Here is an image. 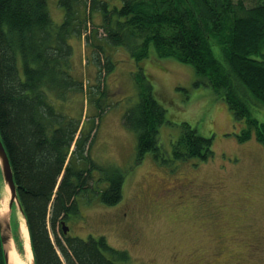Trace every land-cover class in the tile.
Listing matches in <instances>:
<instances>
[{"label": "trees", "instance_id": "1", "mask_svg": "<svg viewBox=\"0 0 264 264\" xmlns=\"http://www.w3.org/2000/svg\"><path fill=\"white\" fill-rule=\"evenodd\" d=\"M56 1L62 9L60 24L51 20L47 0H0V138L34 261L129 264L127 252L110 247L102 236L82 240L62 231L61 222L78 212L77 197L87 199L91 191L102 204L115 205L124 181L122 171L91 159L95 118L109 106L99 104L103 90L94 99L92 88L87 92L84 80L73 76L70 37L83 36L85 52L91 46L97 82L112 70L104 42L123 47L135 61L147 58L152 47L157 58L192 65L195 85L209 87L225 100L235 124L245 122L238 141L254 138L264 145V123L250 115L248 104L252 96L264 106V0L250 6L243 0ZM147 80L141 69L136 72L137 102L122 115L123 125L136 133L138 162L149 152L162 156L158 127L166 122V111ZM78 92L82 108L75 119L60 111L56 101L68 102ZM93 102L96 115L88 111L82 122ZM182 128L172 145L173 159L209 160L212 139L187 123Z\"/></svg>", "mask_w": 264, "mask_h": 264}, {"label": "rangeland", "instance_id": "2", "mask_svg": "<svg viewBox=\"0 0 264 264\" xmlns=\"http://www.w3.org/2000/svg\"><path fill=\"white\" fill-rule=\"evenodd\" d=\"M253 1L243 0L246 6ZM47 6L51 20L58 24L62 9L56 0H47ZM69 40L73 47V76L84 80L87 92L92 88L94 99L103 90L105 95L99 98V104L109 106L95 118L97 131L92 132L91 159L99 166L119 169L124 181L122 198L115 205L102 204L91 191L86 194L87 199L77 197L78 212L64 220L68 227L66 235L82 240L102 236L110 247L127 252L129 264H205L219 238L227 242L226 257L230 253L228 244L234 238L239 244L236 248L242 249L245 243L255 240L261 241L264 248V145L254 138L244 143L238 141V132L245 128V122L234 123L225 100L213 89L195 85L198 76L192 65L171 57L157 58L152 47L147 58L135 61L123 47L104 42L112 70L97 82L96 76H88L87 71L95 64L89 53L91 46L85 52V41L80 50L79 39L72 36ZM214 53L219 56V48ZM140 69L166 111V122L158 127L162 156L155 158L149 152L138 162L136 133L123 125L122 115L137 102L135 74ZM94 103L83 113L82 122L88 111L96 115ZM56 104L60 111L77 119L82 108L81 94L78 92L68 102L56 101ZM248 104L250 115L264 123V106L252 96ZM182 123L189 124L198 135L212 139L213 156L209 160L173 159L172 145L183 132ZM91 126L88 123L87 128ZM185 182L192 188L206 186L203 190L210 193L218 209L219 223L213 224L196 214L192 196L180 188H175L172 198H161L163 186ZM181 191L183 197L178 198ZM184 197L188 198L182 204ZM131 203L137 209L135 214L121 220L125 205ZM50 237L53 241L51 234ZM14 238L17 249L22 251V240ZM259 258L262 259L259 264H264V254Z\"/></svg>", "mask_w": 264, "mask_h": 264}, {"label": "flooded vegetation", "instance_id": "3", "mask_svg": "<svg viewBox=\"0 0 264 264\" xmlns=\"http://www.w3.org/2000/svg\"><path fill=\"white\" fill-rule=\"evenodd\" d=\"M190 185L191 184H189L188 182H185L181 184H173L171 187L163 186V188L160 190L161 198H172V196L176 193L174 191L175 188H180L183 192L186 191L189 197L190 195L192 196L194 207L197 208L196 214L200 215L206 220H209L213 224L219 223L220 216L218 209L212 203L210 193L207 190H203L206 186L192 188ZM191 188L194 190L190 191ZM182 191L181 194L177 196L178 198L183 197ZM186 198L188 197L183 198L182 204L186 201ZM136 210L137 209L135 205L132 203L125 205V212L122 213L121 220L124 221L128 218H131L135 214ZM244 210L247 211L246 209ZM128 239L134 241V239L132 240V238ZM236 239L237 238H234L231 243L228 244L230 253L227 254V257L224 255V247L227 245V242H225L222 238L216 240L215 247L210 251L209 261L205 264H259V261L262 260L259 258V256H262L264 254L263 243L261 241L255 240L250 243H245L246 246L240 249L236 248V246H239V244L235 243ZM253 260L258 262H254Z\"/></svg>", "mask_w": 264, "mask_h": 264}, {"label": "water", "instance_id": "4", "mask_svg": "<svg viewBox=\"0 0 264 264\" xmlns=\"http://www.w3.org/2000/svg\"><path fill=\"white\" fill-rule=\"evenodd\" d=\"M0 179L3 183V188L6 190L8 196L7 210L6 211L0 210V248L3 258V264H15L14 261L15 257L12 255V252L14 251V247L16 246L14 236H16L17 238L16 240L21 239L19 235V231H18L19 228L17 226V223L14 222V216L16 212L15 209H17L24 222L25 219L17 197L16 186L13 181V175H12L9 159L6 150L4 148V145L1 141V138H0ZM14 226L16 227L15 234H14ZM61 227L63 233L67 234L68 227L65 226V223L63 221L61 222ZM26 234H27V243L29 245L30 252L32 255V258L30 259V264H35L34 256L32 253L30 236L27 227H26ZM23 241L22 243L20 242V247L22 248V251L25 249Z\"/></svg>", "mask_w": 264, "mask_h": 264}, {"label": "bare ground", "instance_id": "5", "mask_svg": "<svg viewBox=\"0 0 264 264\" xmlns=\"http://www.w3.org/2000/svg\"><path fill=\"white\" fill-rule=\"evenodd\" d=\"M4 192L3 197H1L2 193ZM2 193H0V210L2 211H6L7 210V202H8V196H7V192L2 191ZM14 221L15 223H17L18 226V231H19V235L21 240L24 243V247L25 249L23 251H19L17 249V247H14V251L12 252V255L15 257L14 261L15 264H30V259L32 258L31 252H30V248L29 245L27 243V234H26V226H25V222L22 219V217L16 213L14 216Z\"/></svg>", "mask_w": 264, "mask_h": 264}, {"label": "crops", "instance_id": "6", "mask_svg": "<svg viewBox=\"0 0 264 264\" xmlns=\"http://www.w3.org/2000/svg\"><path fill=\"white\" fill-rule=\"evenodd\" d=\"M62 20V12L60 11L59 12V18H58V21L60 22ZM96 22V24H99L100 23V19L99 17H96V19H94ZM83 45H84V37L82 36L80 39H79V48L80 50L83 49ZM88 71V76L90 75V77H94L96 76V67L94 64H91V68L87 70ZM86 75V73H85Z\"/></svg>", "mask_w": 264, "mask_h": 264}]
</instances>
